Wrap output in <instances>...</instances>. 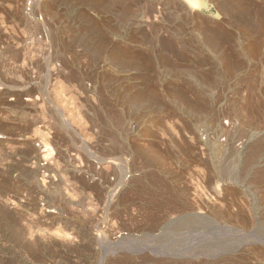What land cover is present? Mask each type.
I'll use <instances>...</instances> for the list:
<instances>
[{
    "label": "rangeland",
    "instance_id": "374dc122",
    "mask_svg": "<svg viewBox=\"0 0 264 264\" xmlns=\"http://www.w3.org/2000/svg\"><path fill=\"white\" fill-rule=\"evenodd\" d=\"M0 142V264H264V0H0Z\"/></svg>",
    "mask_w": 264,
    "mask_h": 264
},
{
    "label": "bare ground",
    "instance_id": "6f19581e",
    "mask_svg": "<svg viewBox=\"0 0 264 264\" xmlns=\"http://www.w3.org/2000/svg\"><path fill=\"white\" fill-rule=\"evenodd\" d=\"M114 1V0H113ZM117 1H119V0H117ZM97 3H98V1H96ZM99 2H103V0H99ZM105 2V1H104ZM187 2H188V5L191 7V8H194L195 6H197L198 5V0H187ZM37 4V3H36ZM35 4V6L33 5V6H31V7H29V9H35V8H39V9H43V8H48L49 7V5L47 4V3H45L44 1L42 2V1H40L37 5ZM103 5V4H102ZM1 143L2 142H0V154L2 153V154H4L5 152L3 151V149H2V146H1ZM44 146L46 147V151L48 150V152H46V153H52L53 152V150L50 148V146L48 145V144H44ZM103 228L104 227H106V226H102ZM102 227H100V228H102ZM102 228V231H105L104 229ZM107 229V228H106Z\"/></svg>",
    "mask_w": 264,
    "mask_h": 264
}]
</instances>
